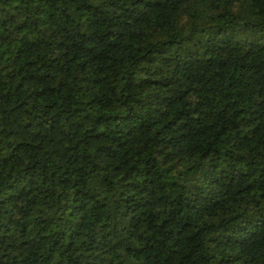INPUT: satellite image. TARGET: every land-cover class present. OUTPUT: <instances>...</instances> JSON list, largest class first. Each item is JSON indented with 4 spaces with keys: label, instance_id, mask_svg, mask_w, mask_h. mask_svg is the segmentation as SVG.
<instances>
[{
    "label": "trees",
    "instance_id": "trees-1",
    "mask_svg": "<svg viewBox=\"0 0 264 264\" xmlns=\"http://www.w3.org/2000/svg\"><path fill=\"white\" fill-rule=\"evenodd\" d=\"M0 264H264V0H0Z\"/></svg>",
    "mask_w": 264,
    "mask_h": 264
}]
</instances>
